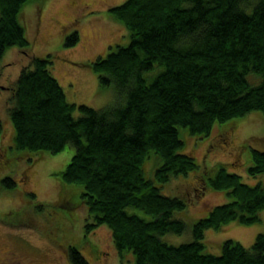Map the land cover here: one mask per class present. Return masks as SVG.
<instances>
[{
    "label": "trees",
    "instance_id": "obj_1",
    "mask_svg": "<svg viewBox=\"0 0 264 264\" xmlns=\"http://www.w3.org/2000/svg\"><path fill=\"white\" fill-rule=\"evenodd\" d=\"M28 1L0 0V59L14 46L30 50L20 21ZM108 11L130 39L90 65L101 87L114 84V102L100 108L68 102L50 70L52 55L28 54L9 108L15 147L50 153L74 147L60 174L64 184L82 187L75 207L87 208L85 229L107 224L117 252H132L134 264H264V231L249 247L226 239L220 254L202 252L206 229L233 220L253 224L264 208V182H242L224 163L214 175L203 169L200 178L228 201L193 223L191 240L160 238L186 227L175 215L185 201L162 193L163 184L199 169L194 156L181 151L179 128L205 136L252 111L264 115V0H125ZM77 41L73 30L64 45ZM249 158L248 174H264V149L251 148ZM151 159L157 164L148 173ZM2 182L15 185L12 177ZM67 256L72 264H90L74 246Z\"/></svg>",
    "mask_w": 264,
    "mask_h": 264
},
{
    "label": "rangeland",
    "instance_id": "obj_2",
    "mask_svg": "<svg viewBox=\"0 0 264 264\" xmlns=\"http://www.w3.org/2000/svg\"><path fill=\"white\" fill-rule=\"evenodd\" d=\"M123 1L31 0L22 8L20 21L29 39L27 52L30 56L52 55L50 70L63 87L68 102L95 108L114 102V84L101 87L90 62L106 56L111 46L129 42L130 31L108 11ZM73 30L78 32V41L67 47L65 37ZM28 54L14 46L0 59V264H72L67 256L68 246L76 247L90 264H134L132 252L124 251L123 255L117 252L107 224L85 229L87 208L83 204L75 207L82 187L64 184L60 174L74 154V147L67 144L57 153L15 147L9 108L14 105L15 83L21 66L29 61ZM77 114L75 111L74 115ZM215 126L205 136L179 128L185 141L181 151L194 156L199 169L171 177L161 188L162 193L178 196L186 203L175 214L185 221V230L161 235L167 243L191 240L193 223L213 206L228 201L223 191L206 188L200 178L203 169L214 175L216 166L224 163L228 171L241 176L242 182L250 185L264 182L263 173L253 176L247 172L251 148L264 149L262 112L247 113L224 129ZM156 164L154 159L149 160L148 173ZM5 177H12L15 185L6 186L2 182ZM61 185L68 186L63 194L64 207L56 203ZM128 211L150 218L141 210L128 208ZM258 216L259 221L253 224L233 220L219 229H206L202 252L220 254V245L226 239L249 247L257 233L264 231V208L258 211Z\"/></svg>",
    "mask_w": 264,
    "mask_h": 264
}]
</instances>
